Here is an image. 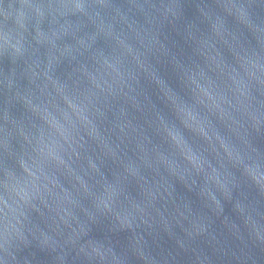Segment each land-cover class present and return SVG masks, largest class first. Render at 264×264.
Listing matches in <instances>:
<instances>
[{
  "label": "water",
  "instance_id": "obj_1",
  "mask_svg": "<svg viewBox=\"0 0 264 264\" xmlns=\"http://www.w3.org/2000/svg\"><path fill=\"white\" fill-rule=\"evenodd\" d=\"M0 264H264V0H0Z\"/></svg>",
  "mask_w": 264,
  "mask_h": 264
}]
</instances>
